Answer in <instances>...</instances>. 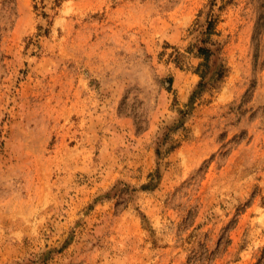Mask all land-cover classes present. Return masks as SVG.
Wrapping results in <instances>:
<instances>
[{
  "label": "rangeland",
  "instance_id": "rangeland-1",
  "mask_svg": "<svg viewBox=\"0 0 264 264\" xmlns=\"http://www.w3.org/2000/svg\"><path fill=\"white\" fill-rule=\"evenodd\" d=\"M261 16L0 0V264H264Z\"/></svg>",
  "mask_w": 264,
  "mask_h": 264
},
{
  "label": "trees",
  "instance_id": "trees-1",
  "mask_svg": "<svg viewBox=\"0 0 264 264\" xmlns=\"http://www.w3.org/2000/svg\"><path fill=\"white\" fill-rule=\"evenodd\" d=\"M260 26L261 28H264V21L262 19V16L260 18ZM214 20L210 19L207 22V29H206V33L209 34L212 30V26H213ZM209 36V35H208ZM206 44H209V37H207L205 40H203V45L198 47V53L204 58V62L202 63V70L200 71L201 74V78L203 80V78L205 79V77L211 72V69L215 66V51L212 50L210 47H208ZM223 69L222 66L220 65L218 70L215 71L213 74L216 77H220L222 75ZM202 85V82L199 84Z\"/></svg>",
  "mask_w": 264,
  "mask_h": 264
}]
</instances>
